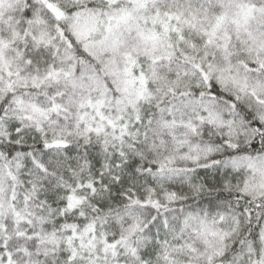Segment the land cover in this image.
Returning a JSON list of instances; mask_svg holds the SVG:
<instances>
[{
    "label": "snow or ice",
    "instance_id": "1",
    "mask_svg": "<svg viewBox=\"0 0 264 264\" xmlns=\"http://www.w3.org/2000/svg\"><path fill=\"white\" fill-rule=\"evenodd\" d=\"M0 264H264V0H0Z\"/></svg>",
    "mask_w": 264,
    "mask_h": 264
}]
</instances>
